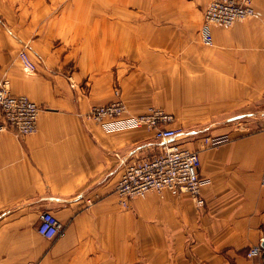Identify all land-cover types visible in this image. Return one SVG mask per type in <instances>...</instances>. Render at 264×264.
<instances>
[{"label": "crops", "instance_id": "0c3cea01", "mask_svg": "<svg viewBox=\"0 0 264 264\" xmlns=\"http://www.w3.org/2000/svg\"><path fill=\"white\" fill-rule=\"evenodd\" d=\"M34 1L0 0V79L11 93L40 106L34 132L0 131V264H264L263 250L246 254L264 238V0H252L249 20L230 29L212 25L211 43L199 33L208 0H190L197 70L185 76L179 101L193 103V128L185 129L196 138L189 144L199 152L198 172L207 181L201 189L205 204L163 189L130 200V208L119 204L114 190L122 159L154 153L161 144L146 127L124 122L151 105L172 113L159 106L166 91L143 88L133 23H94L95 44L107 50L99 54L95 45L92 59L76 57L71 68V50L55 45L51 34H38L37 23L21 22ZM171 1L174 7L183 3ZM86 25L79 28L91 27ZM235 42L233 55L198 53ZM158 46L166 50L161 41ZM22 48L35 64L32 71L19 60ZM214 63L223 64L216 71ZM115 88L124 115L83 117L92 104L113 100ZM247 99L257 103V113H239L249 118L239 127H222L210 137L217 145H205L209 134L199 135L202 130L194 127L208 128L214 111H238ZM43 209L62 224L53 238L37 232Z\"/></svg>", "mask_w": 264, "mask_h": 264}, {"label": "rangeland", "instance_id": "374dc122", "mask_svg": "<svg viewBox=\"0 0 264 264\" xmlns=\"http://www.w3.org/2000/svg\"><path fill=\"white\" fill-rule=\"evenodd\" d=\"M169 1L38 0L36 4L35 1L31 2L28 7L29 12L20 17L23 23H37L38 34H51L55 45L65 47L66 51L71 50V68H74L77 63H72L76 57H80L79 60L82 62L92 59L93 50L96 46L99 54L107 50L105 47L99 48V43L95 44L94 23L100 22L101 18L102 22H107V24L112 22L119 25L126 21L133 23L135 26L132 32L133 49L137 51L134 52V57L139 62H143V70L146 75L143 88L148 86L151 94L154 89L166 91V95L163 96L164 104L160 103L163 105L159 104V106L165 107L175 114L179 125L184 128V132L189 133L187 137L184 136L181 140L186 146L193 148L189 144L190 140L193 142V139H196L193 138V129L188 131L185 129L193 128L188 124V121L193 122V103L183 104L180 102L184 96V89H186L182 86V82H188L185 76L192 75L193 70H197L195 63H193V54L196 53L193 50V43L196 44V40H193V13L188 10L190 0H182L183 3L176 7L172 1ZM173 8H176V13ZM169 11L172 13H168ZM250 18L246 17L238 21H246ZM82 23L87 24L86 27H91L85 28V30L80 29L79 26ZM232 25L224 27L230 29ZM122 33L125 34L126 32L123 31ZM147 40H150V43H147ZM159 41L165 44L166 50L163 49V46H158ZM147 44L149 47L146 46ZM238 49L237 42H235L231 45L212 46L206 50H199L198 53L233 55L237 53ZM163 57H165V62L162 61ZM221 64L223 63H214L213 70L218 71V65ZM224 64L226 65V63ZM183 77L185 78L183 79ZM247 101V104H242L238 111H214L211 117L207 118L208 128H205L206 125L205 127L194 128L202 130L199 135L206 136L209 134L206 137L210 138L211 135L221 134L222 127H239L249 117H243L244 115L241 114L239 117L234 118L233 116L245 111L256 112L255 105L257 103H253L249 99ZM215 131L218 133H214ZM203 142L208 146L217 145V143L212 144L205 139ZM135 198L142 197L137 196Z\"/></svg>", "mask_w": 264, "mask_h": 264}, {"label": "built area", "instance_id": "2783aa9c", "mask_svg": "<svg viewBox=\"0 0 264 264\" xmlns=\"http://www.w3.org/2000/svg\"><path fill=\"white\" fill-rule=\"evenodd\" d=\"M255 13L252 0H208L203 10L199 28L201 39L212 42V25L230 26L238 20ZM18 57L25 68L32 71L35 64L27 50L22 48ZM115 98L106 103L92 104L83 114L84 118L101 121L121 117L127 112L120 97L119 88L114 89ZM40 106L24 94H13L0 79V131L10 130L18 136L30 134L36 130ZM174 115L161 107L148 106L139 114H131L125 119L127 126H144L152 131L153 137L161 147L154 153L123 158V171L115 185V193L123 208H130L133 198L143 197L150 191L164 188L176 193H188L198 206L205 204L201 189L206 179L199 175V152L183 145L179 140L185 135L184 128L175 125ZM214 144L216 141L205 138ZM62 224L48 209L38 215L37 232L46 238H53L61 231ZM259 244L251 246L247 256L261 252ZM26 264H38L28 262Z\"/></svg>", "mask_w": 264, "mask_h": 264}, {"label": "water", "instance_id": "95a60500", "mask_svg": "<svg viewBox=\"0 0 264 264\" xmlns=\"http://www.w3.org/2000/svg\"><path fill=\"white\" fill-rule=\"evenodd\" d=\"M235 117H239V116H234V118ZM259 245H260V247H261V249L264 251V238H262L261 240H260V242H259Z\"/></svg>", "mask_w": 264, "mask_h": 264}, {"label": "bare ground", "instance_id": "6f19581e", "mask_svg": "<svg viewBox=\"0 0 264 264\" xmlns=\"http://www.w3.org/2000/svg\"><path fill=\"white\" fill-rule=\"evenodd\" d=\"M260 246V245H259Z\"/></svg>", "mask_w": 264, "mask_h": 264}]
</instances>
